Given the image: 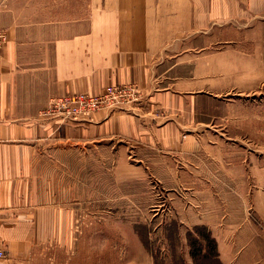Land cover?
<instances>
[{"label":"crops","instance_id":"crops-1","mask_svg":"<svg viewBox=\"0 0 264 264\" xmlns=\"http://www.w3.org/2000/svg\"><path fill=\"white\" fill-rule=\"evenodd\" d=\"M88 3L85 17L53 25L44 17L32 19L41 6L33 11L27 2L19 8L15 0H0V32L7 35L0 46V264H96L95 230L79 225L76 188L58 179L60 160L73 155V143L84 153L90 143L158 137L170 167L172 159L179 163L203 146L194 138L200 125L221 130L199 121L204 109L210 116L218 103L228 108L230 95L240 100L264 86V0ZM130 83L169 111L162 127L147 129L138 117L119 111L73 123L48 115L53 97L99 94ZM183 119L197 125L184 127ZM184 129H190L187 141ZM225 144L209 145L220 150ZM223 154L229 193L245 194L250 156ZM257 168L264 188V167ZM174 173L164 181L173 201L203 198L192 183L196 177H187L185 188L183 173ZM219 174L210 175L212 189L219 188ZM243 209L234 208L236 223ZM259 210L264 222V205Z\"/></svg>","mask_w":264,"mask_h":264},{"label":"rangeland","instance_id":"rangeland-1","mask_svg":"<svg viewBox=\"0 0 264 264\" xmlns=\"http://www.w3.org/2000/svg\"><path fill=\"white\" fill-rule=\"evenodd\" d=\"M88 1L15 0V5L24 8L27 2L32 10L41 6L42 11L32 12V19L44 17L55 25L57 19L67 23L73 17H85L89 11ZM6 39L7 35L1 45ZM110 86L117 88L112 98L115 105L96 103L101 96L106 97V101L109 99L104 94ZM110 86L99 94L86 92L53 97L48 115L73 123L87 121L101 111H119L138 117L147 129H159L168 121L169 111L154 106L151 94L137 84ZM130 86L135 89L134 94L125 90ZM73 98L80 100L76 103ZM237 98V93L230 95L226 102L229 109L218 103L216 112L210 116L204 109L199 121L221 130L205 131L206 127L200 125L199 134L194 138L203 146L195 155L183 156L179 163L172 159L170 167L169 155L161 152L162 141L158 137L131 138L114 146L112 142H102L99 146L90 143L84 153L73 143V155L60 160L68 170L59 163L58 179L61 184L76 188V199L82 204V207L78 205L79 225L95 230L96 264H264V222L259 210L264 205L259 196L264 188L257 168L264 167V86L243 99ZM52 100L54 106L50 108ZM183 120L184 127L197 125L189 119ZM182 131V139L187 141L190 129ZM219 141L226 142L227 149L216 150L209 145ZM223 153L250 156V190L245 194L243 189L242 195L229 193L228 182L222 174H228L230 167L225 165ZM217 160L221 165L216 164ZM173 170L174 177L183 173L185 188L186 178L196 177L192 183L199 187L197 191L203 198L192 195L173 201L169 186L164 184ZM218 172L219 188L212 189L210 175ZM213 193L220 198L213 197ZM236 205L245 207L239 223H236ZM215 206L218 208L209 209ZM207 236L216 241L213 253H209L204 241ZM194 239L202 244L199 255L194 253ZM229 256L231 259L227 260ZM234 256L237 259H233Z\"/></svg>","mask_w":264,"mask_h":264},{"label":"built area","instance_id":"built-area-1","mask_svg":"<svg viewBox=\"0 0 264 264\" xmlns=\"http://www.w3.org/2000/svg\"><path fill=\"white\" fill-rule=\"evenodd\" d=\"M4 39H5V35H3L2 33H0V45H1V43L4 41ZM117 90V88L115 87H113V86H110V87H108L107 89H106V91H105V96H107V97H109V99L106 101V97H104V96H101V98H99L97 101H96V103H98V104H104L105 103V106L106 105H109V106H111V105H115V102L113 101V94L115 93V91ZM125 90L130 94H134V92H135V89H133V87H126L125 88ZM74 99V101L76 102V103H78V101L80 100V98H73ZM54 106V100H52L51 101V103H50V108H52ZM48 112V111H47ZM4 256V252H3V250H0V259H2V257Z\"/></svg>","mask_w":264,"mask_h":264},{"label":"trees","instance_id":"trees-1","mask_svg":"<svg viewBox=\"0 0 264 264\" xmlns=\"http://www.w3.org/2000/svg\"><path fill=\"white\" fill-rule=\"evenodd\" d=\"M194 243H193V247H194V253L195 255H199L201 253V250L203 249L202 248V244L200 243V241L194 239L193 240ZM204 241H206V244H207V249L209 251V253H213L214 252V244L216 245V241L212 238L210 239L209 236H207L206 238H204ZM205 258L207 259L208 257L205 255Z\"/></svg>","mask_w":264,"mask_h":264}]
</instances>
